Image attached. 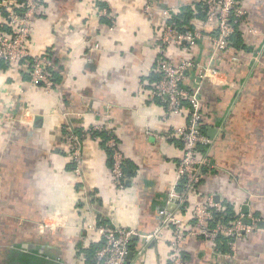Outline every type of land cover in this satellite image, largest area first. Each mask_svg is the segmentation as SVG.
Wrapping results in <instances>:
<instances>
[{
    "label": "crops",
    "instance_id": "0c3cea01",
    "mask_svg": "<svg viewBox=\"0 0 264 264\" xmlns=\"http://www.w3.org/2000/svg\"><path fill=\"white\" fill-rule=\"evenodd\" d=\"M38 2L28 48L32 56L49 51L58 80L47 90L33 86L25 69L0 65V264H10L24 245L46 254V264H73L78 244L98 245L99 225L156 228L182 145L155 135L166 136L186 118L164 120L160 102L148 99L154 68L158 60L206 64L215 33L192 18L199 41L163 42L165 27L176 32L171 15L201 0ZM241 8L246 22L238 31L247 50L229 47L211 80L194 71L185 77L184 86L197 91L211 160L188 209L200 196H219L247 207L259 224L237 243L232 260L186 236L184 264H264V0H242ZM93 128L111 130L118 140L129 173L122 190L111 185L102 140L88 134ZM67 130L80 144L78 173L63 140ZM177 214L190 223L189 212ZM133 243L126 264H169L165 241Z\"/></svg>",
    "mask_w": 264,
    "mask_h": 264
},
{
    "label": "built area",
    "instance_id": "2783aa9c",
    "mask_svg": "<svg viewBox=\"0 0 264 264\" xmlns=\"http://www.w3.org/2000/svg\"><path fill=\"white\" fill-rule=\"evenodd\" d=\"M241 1L203 0L206 9L203 25L211 27L215 32L210 39L211 51L206 64L200 65L190 59H182L174 65L166 60H158L154 68L158 79L149 90L148 99L160 102L164 108V120L179 115L186 118L183 126L174 127L166 136L155 135L159 140L176 138L182 145V155L176 166V179L166 194L164 206L158 212L156 228L150 233H141L135 229L99 225L94 228L99 239L93 256L86 262L84 254L80 253L75 256L73 264H126L135 240H140L143 248L153 242L165 241L168 245L169 264H184L181 243L186 236L204 240L215 252H219L217 238H226L228 250L225 256L232 260L236 256L237 243L245 241L257 228L259 219L256 216L249 210L243 212L244 206L236 207L232 204L234 220L218 221L210 225L213 211L225 210L224 200L219 196H200L191 211L188 209L189 199L191 196L197 197L204 171L210 169L211 160L206 149L208 139L202 130L203 115L197 91L184 86L185 77L189 71H194L199 79L211 80L220 72L216 61L228 50L230 37L235 31L234 26L238 22V26L246 22ZM39 5L38 0H25L23 4H18L16 0H0V13H6L3 23L8 28V31L0 29V60L5 62L8 70L25 69L33 86L52 90L56 86L51 78L55 67L49 52L43 51L32 56L28 48L32 22L40 10ZM19 8H23V11L18 12ZM162 39L167 45L187 47L199 41L201 34L195 31L174 32L170 27H165ZM101 130L106 129L93 128L88 134L95 138L93 132ZM63 140L73 164V171L78 173V165L81 162L79 141L71 130L66 131ZM108 145L112 150L111 185L117 190H122L125 182L124 157L115 135L108 141ZM178 212H189L190 223L182 222ZM42 228L45 229L46 226ZM142 254L143 250L139 249L138 255Z\"/></svg>",
    "mask_w": 264,
    "mask_h": 264
},
{
    "label": "trees",
    "instance_id": "16d2710c",
    "mask_svg": "<svg viewBox=\"0 0 264 264\" xmlns=\"http://www.w3.org/2000/svg\"><path fill=\"white\" fill-rule=\"evenodd\" d=\"M18 4H23L25 0H16ZM40 4V2H39ZM196 9H192V8H184L183 11H181V13L176 14V15H171L169 23L174 27V30L176 32H184V31H194V28L191 24V19L193 18H198V19H204L205 18V14H206V9L204 7L203 4V0H201L200 3H198L195 6ZM18 12H22L23 8H19L17 10ZM3 18H5L6 13L4 11H1V14ZM239 23V22H238ZM238 23L234 26L235 27V31L233 33V35L230 37L229 40V47H233L234 49L237 50H247V48L242 44V40H241V34L238 31ZM0 29L3 31H8L7 25L6 24H1ZM49 52V51H48ZM3 64V65H2ZM0 65L3 66V68H6L7 65L5 64V62H3V60H0ZM27 74V73H26ZM27 77L28 74L26 75ZM51 78L54 82H56L58 80L57 78V73H55V71L53 70L51 72ZM154 80L158 79L157 75H154ZM203 130V128H202ZM93 136L95 137H100L102 140V144H103V148L104 151L106 153L107 156V161L108 164L111 168L112 166V160H111V155H112V150L108 145V141L111 138H114V135L112 132H108L106 130H101V131H95L93 132ZM72 167L73 164L71 163ZM128 163L127 161L124 159L123 161V173L125 175V182L128 178ZM124 182V185H125ZM179 190H181V187L179 188ZM223 205L225 207V210L222 212H217V211H213V219L212 221L209 222L210 225L215 224L218 221H222V222H227V221H231L235 219V215H234V211H233V206L227 202H223ZM243 212H247L248 209L247 207H243ZM219 247H218V251H221L223 253H226L228 248H227V239L223 238V237H218L217 238ZM97 248V245H91L88 248H83L81 246V244H78V246L76 247V256L80 253L84 254V258L86 262H89V260L91 259V257L93 256V252L94 250ZM15 258V259H14ZM47 255L44 254L42 251H40V249L35 248V249H28L25 245L19 249L16 250V252L14 253L13 258L11 259V263L10 264H46V260H47ZM15 261V263H14Z\"/></svg>",
    "mask_w": 264,
    "mask_h": 264
},
{
    "label": "rangeland",
    "instance_id": "374dc122",
    "mask_svg": "<svg viewBox=\"0 0 264 264\" xmlns=\"http://www.w3.org/2000/svg\"><path fill=\"white\" fill-rule=\"evenodd\" d=\"M205 27H207V26H205ZM207 28H211V27H207ZM212 29V28H211Z\"/></svg>",
    "mask_w": 264,
    "mask_h": 264
},
{
    "label": "water",
    "instance_id": "95a60500",
    "mask_svg": "<svg viewBox=\"0 0 264 264\" xmlns=\"http://www.w3.org/2000/svg\"><path fill=\"white\" fill-rule=\"evenodd\" d=\"M130 254L128 255V258H129Z\"/></svg>",
    "mask_w": 264,
    "mask_h": 264
}]
</instances>
